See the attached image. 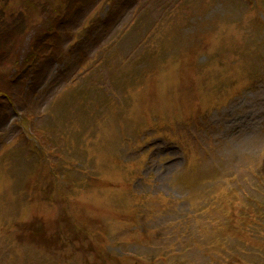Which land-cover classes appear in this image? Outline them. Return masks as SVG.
Wrapping results in <instances>:
<instances>
[{"label":"rangeland","instance_id":"374dc122","mask_svg":"<svg viewBox=\"0 0 264 264\" xmlns=\"http://www.w3.org/2000/svg\"><path fill=\"white\" fill-rule=\"evenodd\" d=\"M97 1L83 0L76 7L73 16L60 27L53 47L47 51L46 46L37 58L36 71L26 75L22 85H26L27 94L14 95V105L0 119V190L6 188V193L0 195V201L6 202L5 213L0 205V264H110L116 258L113 251L121 252L124 244L130 241L129 230L134 225L140 226L138 233H141L142 226H151L157 221L152 211L156 207H161L172 218L171 224L165 223L167 226L185 232L188 228L189 235L187 232L186 235L193 240L198 238L194 235L193 223L197 227L199 222L210 226L209 217L213 211L208 210L199 193L191 200V178L184 171L182 160L185 155L189 162L203 161L205 165V158L212 155L219 168L207 167L206 173L211 176L213 172L221 175L224 169H231L236 156L257 152L260 181L247 193L253 201L264 192V0H228L229 5L224 3L225 0H186L187 4L184 0L168 4L164 0L160 4L159 0H138L135 9L131 10L123 7L126 0H102L89 17ZM235 6L238 7L233 13L223 16V11ZM106 8L114 12L107 23L95 27L97 15ZM147 8L155 14L156 21L151 22L148 14L144 22L133 18L132 21L138 19V29L128 45L127 37L121 31L136 12L143 15ZM208 11L210 14L207 15ZM175 19H182L186 24L183 25L184 35L178 36L183 39L181 43L176 33H170V38L165 37L169 41L173 39L172 52L167 50L166 55L159 56L161 51L140 45L141 40H148L149 36L156 45L161 39V31H170L168 20ZM190 22H193L192 26L187 25ZM93 40V48H90ZM71 77H74L72 82ZM99 82L108 90L101 92L105 105L115 103L121 113L130 112L129 116H135L126 132V149L125 144L121 145L124 159L129 158L127 150L135 156L122 161L123 170L119 161L109 159L93 143L97 137L104 138L113 154L118 145L114 124L97 128L92 123L84 125L77 118L73 123L65 124L69 113L58 112L61 105L77 103L73 95L78 93L80 98L86 83L89 92L96 86L102 88ZM166 82H174L178 90ZM100 104L96 103L92 108L99 109ZM195 107H198V113L194 112ZM154 108L153 116L149 110ZM141 110L150 118L144 114L140 119ZM112 114H116L115 110ZM248 115L253 116L252 125H249ZM207 116L210 117L206 120ZM155 119L164 122L159 124L160 128L164 127L160 129L162 137H147L140 141L142 134H148L150 128H158ZM234 121H239L236 129L232 127ZM202 123L219 125L207 137L211 145L223 150L219 156L213 153L214 149H209L201 136ZM173 126L176 127L172 131ZM70 131L79 132L81 151L85 153L87 163L66 157L59 159L56 149L67 144ZM26 133L35 135L40 144L38 149ZM93 133H97V137H91L85 148L83 139ZM156 136L158 133L153 137ZM248 137L254 142L248 144ZM182 139L190 142V148L170 153L169 147ZM19 144L26 151L16 149ZM198 144L201 149L197 148ZM26 158L35 161L34 167L24 162ZM173 160L175 163L171 164ZM16 163L27 168V173L13 171L6 176L10 166L14 170ZM100 163L107 169L100 173L102 179L96 181L93 172L97 167L99 174ZM78 164H82L83 172L70 174L69 181L80 182V192L84 193L81 201L69 195L62 184L64 167L76 168ZM86 176L92 177L87 187L84 185ZM221 182L222 178H219L218 188ZM184 192L189 196L180 205L178 202L183 200ZM241 194H244L241 190L230 194L229 201L236 204L239 201L238 206L246 205ZM29 202L49 214L51 223L47 237L56 238V243L46 241V245L41 246V243L33 242L30 233L15 236L9 229L8 226L18 223V211ZM142 208L148 209L145 217ZM28 218L29 215L22 221ZM83 222L89 235L86 238L72 229L80 232ZM92 227L102 232L93 236L92 232L96 231H92ZM144 230L147 236L160 232L159 238H165V241L173 236L161 227ZM250 230L256 232L253 227ZM260 236H264V232L261 231ZM131 240L134 245L132 256L122 260L121 264H184L177 247L170 246L169 242L164 248L148 251L150 259H154L149 263L137 256L141 238L133 234ZM206 240L210 241V238ZM195 250L200 256L193 259L195 264H206L208 259L204 256L208 254V264H239L241 260L247 264L262 262L252 263L255 255L242 256L228 241L220 242L217 251L207 252L202 243H198ZM263 251L261 247H254V252Z\"/></svg>","mask_w":264,"mask_h":264},{"label":"trees","instance_id":"16d2710c","mask_svg":"<svg viewBox=\"0 0 264 264\" xmlns=\"http://www.w3.org/2000/svg\"><path fill=\"white\" fill-rule=\"evenodd\" d=\"M16 29L13 23L6 18L5 13L0 10V44L8 41L12 31ZM3 57L2 50H0V59Z\"/></svg>","mask_w":264,"mask_h":264}]
</instances>
